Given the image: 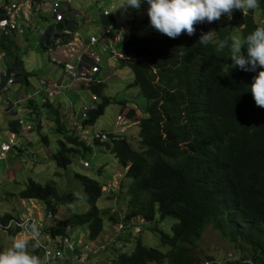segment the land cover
<instances>
[{
    "label": "trees",
    "instance_id": "trees-1",
    "mask_svg": "<svg viewBox=\"0 0 264 264\" xmlns=\"http://www.w3.org/2000/svg\"><path fill=\"white\" fill-rule=\"evenodd\" d=\"M258 3L257 20L254 10L245 16L234 10L228 23L213 24L217 41L231 36V25H243L242 38L264 27V0ZM72 23L61 22L55 31L72 30ZM195 29L194 35L183 34L177 39L132 34L123 42L124 51L136 59L128 63L134 73L131 87L138 88L145 99L143 116L139 117L140 144L134 150L126 137L107 142L94 139L93 143L102 144L114 155L124 167L125 177L132 180L126 189L127 213L123 212L122 219L111 210L101 213L97 201L103 194L102 186L76 174L83 189L79 199L88 204V211L63 218L43 234L63 238L74 228L87 226V238L93 242L102 233L103 218L109 222L116 218L114 224L126 226L133 218L141 217L152 224V232L160 234V243L168 247L167 251L147 246L140 237L130 252L122 251L125 243L132 241L123 240L120 246L112 247L114 264H264V109L255 105L248 89L256 72L230 68L229 48L218 52L217 41L199 44L201 33L207 31L203 24L195 25ZM44 43L54 46L52 36L46 35ZM242 52L246 55V49ZM141 56L148 61L139 59ZM14 64L13 70L27 81L30 73L23 71L19 60ZM125 64L122 61L123 67ZM91 84L90 91L98 103L88 108L85 127L93 126L113 102L125 105L122 100L105 96L108 85L95 81ZM42 106L54 117L59 136L56 151L49 152V157L58 168L66 169L75 158H83L91 145L64 127L56 108L48 103ZM29 107L35 110L32 101ZM132 114L130 110L127 116ZM40 129L37 125L41 141L47 146L48 138ZM10 130L18 133L13 122ZM18 196L40 201L46 212L54 214L58 203L77 199L73 193H58L53 184L32 179ZM11 216L1 215L0 222L6 223ZM168 218L175 223L170 233H165L157 223ZM207 227L235 245L241 256L229 260L225 254L221 263L212 255L197 256L198 243ZM33 254L41 257L40 249ZM88 260L76 263L66 258L54 264H85Z\"/></svg>",
    "mask_w": 264,
    "mask_h": 264
},
{
    "label": "rangeland",
    "instance_id": "rangeland-1",
    "mask_svg": "<svg viewBox=\"0 0 264 264\" xmlns=\"http://www.w3.org/2000/svg\"><path fill=\"white\" fill-rule=\"evenodd\" d=\"M63 2H68L70 5V9L76 10L80 13H83V16L92 17L95 16V18L100 17L103 14V11L105 9L106 5H109L108 1L106 0H62ZM114 8L110 9V5L107 7L110 9L112 14L114 15V20L116 22L117 27H126L128 29V32L130 34H137L141 31L140 34H138L139 37H145V36H165L154 29H152L149 24L146 25V28L144 29V25L142 24V19L140 18H146L147 17V8L149 7L146 3V0H141V6L137 9H131L129 8L127 11H124L122 9H117L120 4L121 0H114ZM30 7H25V12H30ZM42 15L48 17L46 19L40 18ZM81 15V17H83ZM50 16H47L46 14H38L34 13L32 14L31 19L32 20V31H30L29 36L30 39L24 41L23 39L20 40L16 36L17 46L19 45V48L21 49H28L29 53H32L33 55L30 57V59L37 63L38 66L42 67L43 73H40L39 76L43 78V80H48V77H51L53 81L56 79V73L61 71L59 67L56 66V64H51V61L48 60V56L46 53H39V48L37 47L36 40H38L39 34L36 31V29H43L47 30L51 24L52 20L49 19ZM84 18V17H83ZM89 19V18H88ZM85 23H87V19H84ZM214 23H226L225 17H221L219 21H216ZM89 25V24H88ZM100 26V24H99ZM85 30L84 32H87V38L89 39L90 36H94L97 39H99L101 33L98 26H84ZM231 36L232 35H239V27L236 25H232L230 27ZM125 38L121 39L122 41ZM12 48H14L12 46ZM117 49H121L122 46L118 45L116 47ZM95 50L96 47H95ZM13 54V52L11 51ZM110 53L111 49L108 47V50L104 48L103 51H101V57L99 60V64L101 65L102 69L106 68L112 75L113 80L118 79V77L122 78L123 81H111L108 82L107 85L110 86V92H106L107 95L110 96H119L121 100L129 101L130 96L134 97V91L133 88L127 89V86L132 82V73L129 68H117L112 72L108 68H113L115 65V62L110 61ZM37 56V60L36 57ZM8 60L10 63H6L2 60V63L0 65V70L4 71L8 69L13 64L12 60L13 58L11 56H8ZM74 67H72L71 70H73ZM35 73H37L35 71ZM52 74V75H51ZM31 84L34 86H40L37 78L32 79ZM65 93V102L64 106L68 109H71L72 118L75 119V113H77V118L79 116V113L83 107H91L92 106V100L90 96V92L87 90H68L67 88H63ZM115 90V91H114ZM29 92L31 90L28 89ZM114 91V92H113ZM3 94L0 91V97H2ZM4 97V96H3ZM5 98V97H4ZM39 101L41 99H38ZM119 100V99H117ZM129 107H131L132 103H129ZM23 105V104H22ZM21 105V106H22ZM124 109L127 108L124 107ZM121 110L120 106L113 102L110 104L104 111V114L96 121V123L93 126L87 127V135L85 138H89V143L92 142L95 134H102V133H109L112 131L118 132L119 131V125H117V114ZM11 111L8 112V114ZM143 116V115H142ZM16 118H21L23 120V123L30 122L31 120L36 122L39 120L42 122V135L46 136L48 138V144L47 146L43 145V142L41 141L40 135L38 134L37 130L34 129L30 131L32 136L33 144L36 145L34 147V150H40V156L42 160L39 161L36 168L32 169L30 168L29 164H24L23 170H15L12 166V161L18 158V153L15 154L13 158L10 159V163L5 166L3 162L0 163V179L2 178L3 186L0 187V192L2 193L7 192L8 195V201L5 203L2 200V195H0V210L2 208V205L5 206L7 212L13 214H21L23 212H29L25 209H21L19 211H11L13 208H17L20 203L19 196H17V192L20 189H24L26 182L28 179H32L35 182H38L40 184H53L58 193H73L77 199L72 201L71 203H58L57 211L55 214L52 213V218L47 219L46 216V207L45 205L37 200H24L25 208H28L31 206L30 202H33L34 205L37 206L39 215H37V211L33 210L32 213H34L36 216L39 217V219H43L44 223H46V227H49L50 225L61 221L63 218L72 215V214H82L88 211L89 206L86 204L83 200L79 199L81 195H83V189L79 183V181L76 178V174L87 176L95 181H97L102 186L103 194L97 201V207L99 208L100 212L102 213L105 210H111V213H118L119 218L122 219L124 215L127 213L126 205L128 202V197L126 196V189L131 184L132 180L125 177V169L122 165H120L117 161V159L114 157V155L107 152V150L103 147L102 144H95L93 143L91 145L90 151L86 152L81 158V162L78 161L77 158H75L70 166H68L66 169H60L58 168L55 163L46 156L43 157L44 153L47 152H55L57 148V139H59V136L55 132L56 123L53 121V116L48 117L45 115L44 119H42V115L36 114V115H26L24 110H21L20 113L17 115ZM48 119V121L46 120ZM75 119V121L81 122L79 119ZM125 118V115L122 117V119ZM49 121L51 122V127L48 128ZM133 121V120H132ZM0 122H1V131H0V137L6 139L9 135L8 131V123H7V116L2 111V107H0ZM82 123V122H81ZM68 127V126H66ZM72 130V128H71ZM75 134H78L74 132ZM139 125H132L128 132L125 134L127 141L130 143L132 148L134 150H138V146L140 144L139 139ZM119 134V132H118ZM79 135V134H78ZM1 142L5 141L8 142V140H0ZM10 141V140H9ZM25 147L32 152V147L29 144H26ZM49 150V151H48ZM49 156V155H48ZM42 161V162H41ZM41 162V163H40ZM87 162L88 167H84L83 163ZM16 166V165H15ZM6 167V169H5ZM18 168V167H17ZM100 169H102L100 171ZM6 170H8V174L5 175ZM100 171V172H99ZM13 174V175H12ZM16 175L17 180L16 182L12 179V177ZM7 188H6V187ZM17 201V202H16ZM23 204V202L21 203ZM24 205V204H23ZM125 211V214L123 212ZM158 218V217H156ZM116 220V218H114ZM120 219L118 221H120ZM113 220V221H115ZM113 221L107 220L106 218H103V230L102 233L98 236V238L90 242L87 239V233H88V227L82 226L78 228H74L70 234L69 237L73 239V241L81 244L85 241L89 242L90 245L93 248V254L89 260L85 264H114L113 260L115 258L114 251L112 247H114V243L119 240H129L125 243V245L122 248V251L130 252L134 248V241L138 237H140L147 246L151 248H156L160 250L161 252L165 253L168 249L167 246H164L160 243V234L157 232H152L150 223H146L141 217H135L129 222L126 226L120 225V222H117V224L113 223ZM175 223V220L168 218L161 222H158L157 225L160 227L162 231L165 233H170L171 231V225ZM133 225L130 227V225ZM46 229V228H45ZM130 232V235L128 234ZM119 235V236H118ZM16 235L10 234L8 232H2L0 231V250H4L6 247L10 245L11 239L14 238ZM236 246L231 244L228 240L223 239L216 231H213L210 227H207L201 237V240L198 243L197 246V256H204V255H212L215 258V261L222 262L223 257L226 255V259H236L239 256H241V252L236 251ZM66 252V258H70V254L68 251ZM246 254V252L244 253ZM203 259V257H202ZM65 258L62 259L64 261Z\"/></svg>",
    "mask_w": 264,
    "mask_h": 264
},
{
    "label": "clouds",
    "instance_id": "clouds-1",
    "mask_svg": "<svg viewBox=\"0 0 264 264\" xmlns=\"http://www.w3.org/2000/svg\"><path fill=\"white\" fill-rule=\"evenodd\" d=\"M4 1L6 4H10L14 2H18L21 4L20 0H14V1L4 0ZM48 1L50 0H46L45 3H48ZM26 3L23 4L22 6L23 8L25 7ZM36 3H42V1H36L34 3L35 13L42 14V10L40 11L36 10V7H35ZM62 3L64 5L62 13L65 17V14L67 12L65 11V4H67V2L62 1ZM113 3H114V0H109L110 6L106 5L103 11V14L100 16V18H102V20L105 22L102 28V35H104V31L108 26L112 27L110 34L106 35L105 37L102 36L101 39L105 41V44H106L105 49L108 50V47L111 49L110 61L115 62L114 64L115 66L112 69L116 70L117 68L126 67L131 70L128 63L136 59L134 58L133 55L127 54L124 51L123 42H125L129 38V36H131L132 34L128 32V29L126 27L116 26L114 15L110 11V9L114 8ZM146 3L149 6L147 8V17L140 18L142 19L141 21H142V24L144 25V29L146 28V25L149 24V26L152 29H154L155 31H157L158 33L162 35H165V36H152V37L162 38V39L163 38L177 39L179 36L183 34L192 36L195 34V31H196L195 25L203 24V26L205 25L207 32L201 33L199 37L198 43L201 45H208L210 43L217 41L216 31H214L211 28V26L215 24L214 22L219 21L222 16L225 17L226 23H228V20L231 19V16L234 10L240 11L243 16L247 15L249 10H254V14H253L254 18L256 20L259 19V17L256 15V13L258 12L257 8L259 7L258 0H146ZM108 6L110 7V9L107 8ZM140 6H141V0H121V4L117 9H122L124 11H127L129 8L138 10ZM105 12H108V15H105ZM18 15H20L21 17V13ZM48 15L50 16L49 17L50 19L52 18L54 20V18L50 14ZM64 17H63V20L59 22H55L54 20L50 30L44 31L43 29H36L38 34L41 36L42 43H44L46 35L52 36V42L54 44L58 36L57 34L58 33L61 35L64 34V31L66 30L55 31L56 29L55 26L58 25L59 23L71 21V19H64ZM21 20H22V17H21ZM148 20H149V23H147ZM74 23H72L73 29L66 31V32L71 33V34H74L76 32L75 28L77 26V22L74 21ZM226 23H223V24H226ZM217 24H222V23H217ZM22 26L24 27L23 23H22ZM231 26H228L229 31H230ZM237 27H239L240 29L239 35H232L226 40L217 41L216 50L218 52H222L226 47L229 48L230 60L232 61V63L229 65L230 68H237L244 72H256V75L252 77V81H251L250 86H248V89L251 93V96H252V99L255 105L259 108L264 109V27L256 28L252 33H250L244 38L241 37V29L243 28V25L237 26ZM142 30L143 29H141L139 33L134 34V35L138 36V34H140ZM119 32H121V35H118ZM24 33H25V28L23 30V34ZM14 34H17V33H14ZM23 34H17V35H23ZM91 37H94V36H91ZM94 38L96 39V42H97L98 39L96 37ZM123 38L125 39L122 41L121 39ZM229 40L231 41L230 44H229ZM118 45L122 46V48L117 49L116 47ZM242 48L246 49V55L242 52ZM4 59H6V55ZM95 59H96L95 60L96 64L101 67V65L98 64L99 59L98 58H95ZM139 59L143 61H148V58L146 56H141V58ZM2 60H1V63H2ZM122 61L126 63L124 67L122 66ZM98 66H93L91 67V69L94 67H97V71H98V69H100L98 68ZM257 68L261 70L257 72L256 71ZM7 71L12 72L16 70L15 69L13 70L12 68V69H7ZM68 72L72 73L71 71H66L65 74ZM153 72L157 73L155 69H153ZM131 73L133 77H132V82L128 85V89L130 88L138 89L136 87H131L134 81V73L132 70H131ZM20 74H21V80L18 82L23 81L22 73ZM66 75L70 76V74H66ZM85 80L88 81L89 83L93 82L91 78L85 77ZM99 83L107 85L108 82H105V83L99 82ZM140 95H141V92H140ZM93 96H94V101L92 105L95 106L98 103V99L95 97V95ZM105 96L107 95L105 94ZM120 106H122V108H121L120 115L117 116V125H119V130H120L121 125H124L126 127V132H124L123 134H121L119 131H118L119 134L118 132H115V131L109 132V133L95 134L91 143H89V138H84V139L82 138V139L87 144L92 145L94 139H98L101 142H107V141L117 140V139L126 137L125 134L128 132L130 127L133 125L131 123L133 117L132 116L128 117L127 114L130 110L134 111L135 113V110H134L135 108L126 111L123 105H120ZM86 108H89V107H86ZM124 115H125V118L122 119ZM182 115L184 116L186 115V113H182ZM87 118H88V113H87ZM118 118H120L121 121H118ZM82 124H83V121H82ZM137 125H139V119H138ZM83 127H84V131L87 132L86 128L88 126L87 127L83 126ZM109 134H113V137L111 138ZM102 136L106 137V140H102ZM84 163H87V162H84ZM84 163H83V166H84ZM84 167H88V164L87 166H84ZM44 224L47 225L46 223ZM20 229L21 231L18 234H16L14 238L11 239L10 245L6 247L4 250H0V264H47L46 260H42L41 257L33 254L35 250L41 246L40 245L41 232L39 230L38 225L34 222H30V218H27L25 219L23 223L20 224ZM44 232H45V229H44ZM44 236L46 235L44 234ZM122 242H123L122 240L116 241L114 243V246L118 247L121 245L120 243ZM83 243H89V242L85 241ZM30 248L32 249V251H30Z\"/></svg>",
    "mask_w": 264,
    "mask_h": 264
},
{
    "label": "crops",
    "instance_id": "crops-1",
    "mask_svg": "<svg viewBox=\"0 0 264 264\" xmlns=\"http://www.w3.org/2000/svg\"><path fill=\"white\" fill-rule=\"evenodd\" d=\"M10 1H14V0H10ZM20 1H21V7H20V11L18 14L21 13V17H22L21 21L24 25L25 33L23 35L12 34L9 37L0 38V53H4L6 55V59H4L3 61H5L6 63H10L8 60V56H11L13 58L12 60L13 64L11 65V67H9L10 64H8V69L13 68L15 66L14 62L16 60H19L23 71H25L26 73H30V76L29 78H27V81L23 80L22 82H18L14 84L12 87H10L8 95L3 94L5 98L3 96L0 97V107H2V111L7 116V123L9 126L8 127L9 135L7 136L6 139L0 137V140H8V141L13 140L15 143V146L10 149V151L7 153L6 157L3 160H0V163L3 162L5 166H7L10 163V159L13 158L15 154L18 153V158L12 161V166L14 167L15 170H18V169L23 170L24 164H27V165L29 164L30 168L34 169L36 168L40 160L43 161V159L40 158V156L42 155L40 154V150H34V147L36 145L33 144L32 136L30 133V131L36 129V126L39 125L41 127L40 133L42 134V131L44 130L42 127L43 121L38 120L36 124L32 120L30 122H25V124L23 123L22 127L17 128L18 133H13L10 130V126L12 122L14 123L17 120H22L21 118H16L21 110H24L26 115H36L40 113L42 115V119H44L45 115H47L48 117H51L49 111L45 107L42 106L44 103H48L57 109V111L59 112L60 121L64 125V127L67 130H71L72 124L74 122H77L75 121V119L77 118V113H75V116H74L75 119L72 118L71 116L72 108L68 109L64 106L65 93H64L63 88H67L68 90H75V89L82 90V91L87 90L88 92H90L91 100L93 103L94 96L92 95L90 91V87H89L90 86L89 84L91 83L86 81L85 77L91 78V80L93 81L92 83H94V81L95 83H99V82L105 83V82H111V81L115 82L117 80L123 81L121 77L120 78L118 77V79L113 80L111 73L106 68L102 69V67L98 66L95 62L96 60L95 58H98L100 60V57L102 56L101 51H103L104 48H106L105 41L101 39V37L103 36L101 31H102V28L105 22L100 17L95 18V16H92V17H88L86 15L83 16V13L70 9V5L68 2L67 4H65V11L67 12L65 14L64 19H71L77 22V26L75 28L76 32L74 34H71V33L64 31L63 35L58 33L57 34L58 36L54 42V46H52L51 48L48 47V44L41 42L42 39L40 35L38 37V40H36L37 47L39 48L38 50L39 53L40 54L46 53L48 56V60L51 61V64H56V66L61 69V71L56 73L55 81H53L51 77H48L47 78L48 80H43V78L39 76L40 73H43L42 67L38 66L37 63H34L35 61L33 62L30 59V57L33 54L29 53L28 49H21L19 48V45L17 46L16 36L20 40L23 39L24 41L30 39L29 34L31 33L29 32L32 31V27H33L31 19H34V18H31V16L32 14L35 13L34 3L36 1H42L43 3L42 13L46 14L47 16H49L47 14L49 6L45 3L46 0H20ZM106 1H108L109 3V0H106ZM24 3H26L25 7H30L31 9L30 12H25V7L24 8L22 7ZM81 15L84 18L81 17ZM43 16L44 15H42L40 18L42 19L48 18L46 16L44 17ZM84 19H87V23H85ZM51 20L53 24L54 20L52 18ZM93 25L99 27L101 35L98 41L95 44L91 45L89 44V39L87 38V32L83 31L85 30L83 27L84 26L93 27ZM51 26L47 30H50ZM47 30H44V31H47ZM12 46L14 48H12ZM95 47L97 50H95ZM11 51L13 52V54L11 53ZM34 56L36 57V60H37V56L36 55ZM93 66H98V68L100 69H98L96 73H91L90 70H91V67ZM72 67H74L73 70H71ZM108 69L114 72L112 68H108ZM35 71L37 73H35ZM66 71L76 72L77 78H72L71 76L66 75L65 74ZM34 78H37L40 86H35V85L33 86L31 84V81ZM109 88L110 86H108L105 93L106 92L112 93L110 92ZM28 89L31 90V92H29ZM127 89H128V86H127ZM133 91H134V97L130 96L129 101L125 102L124 107H126L127 110L135 108L134 109L135 113L132 114L133 121L132 122L130 121V122L133 125H137L139 117L142 116L141 110L143 108L145 100L140 95V92L138 89L133 88ZM107 96L121 100L119 96H110V95H107ZM38 99H41V100L39 101ZM29 101H32L35 104V110L32 111L30 110V107L27 108V104L29 103ZM129 103H132L131 107H129L130 105ZM120 108H122V106H120ZM9 111L11 112L8 114ZM120 113H121V110L118 112L117 116L120 115ZM46 120L48 121L47 118ZM47 127L48 128L51 127L50 121ZM1 129L2 127H1V122H0V131ZM26 144H29L32 147V152H30L25 147ZM48 155H49V152L44 153L42 158H44V156H46L47 158L49 157ZM78 161L81 162V159ZM6 174H8V170H6L5 175ZM12 179L16 182L17 180L16 175H14ZM3 181L4 179L2 180L1 178L0 187L3 186ZM21 190L22 189H20L17 192L16 194L17 196ZM6 193L7 192H4V191L2 193L0 192V195L3 196L2 200L5 203L8 201V195ZM22 202L24 205L21 204ZM30 203H31V206L28 208H25L26 206H25L24 200L20 199V203L17 204L18 207L13 208L11 211L13 210L19 211L21 209H25L29 212H33V210H36L37 215H39L37 206L34 205L33 202H30ZM6 213H9V212H7L5 206L2 205L0 214L3 215ZM9 214H13V212ZM45 237H50V236L47 234Z\"/></svg>",
    "mask_w": 264,
    "mask_h": 264
},
{
    "label": "built area",
    "instance_id": "built-area-1",
    "mask_svg": "<svg viewBox=\"0 0 264 264\" xmlns=\"http://www.w3.org/2000/svg\"><path fill=\"white\" fill-rule=\"evenodd\" d=\"M49 6L48 14H50L55 22H59L63 20V3L61 0H50L46 3ZM21 4L18 2L6 4L4 0H0V38L8 37L11 34H23L24 27L21 23V17L18 15L20 11ZM36 10L40 11L43 8V3L35 4ZM105 15H108V12H105ZM112 30L111 26H108L105 31L103 37L110 34ZM121 35V32L118 33ZM96 39L94 37H90L89 44H95ZM5 58L4 53H0V64L1 60ZM97 71V67L91 69V72L94 73ZM70 74L72 78H77V73H66ZM21 80V74L18 71L9 72L7 70H0V91L3 94L8 95L9 88L18 83ZM88 108L84 107L79 113V120L84 121L87 119ZM118 121H121L118 118ZM81 122H74L72 124V130L80 135L81 138H85L87 132L84 131L83 124ZM124 124V123H122ZM16 127H22V120H17L15 122ZM119 132L123 134L126 132V127L121 125ZM98 137V136H97ZM102 140H106V137L102 136ZM15 146L13 140L8 142L0 141V160H3L7 153L10 151L12 147ZM84 166H87V163H84ZM1 216V214H0ZM30 218V222H34L38 225L39 230L41 232L40 238V251H41V259L46 260L47 264H54L56 261H62L63 258L66 259V252L68 251L70 254V258L76 263H82L85 259L90 258L93 254V248L89 243H77L71 240L69 237H45L43 231L45 229V224L43 219H39L32 212H23L21 214H12V216L8 219L6 223L0 222V231L2 232H16L18 234L20 229V224L25 221V219ZM46 218H52L51 211L46 212ZM69 258V259H70Z\"/></svg>",
    "mask_w": 264,
    "mask_h": 264
}]
</instances>
